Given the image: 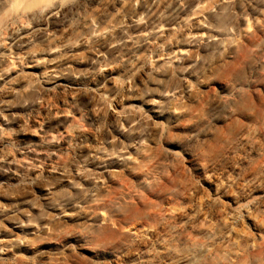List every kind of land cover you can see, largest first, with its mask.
Returning a JSON list of instances; mask_svg holds the SVG:
<instances>
[{"label": "clouds", "instance_id": "9594fccd", "mask_svg": "<svg viewBox=\"0 0 264 264\" xmlns=\"http://www.w3.org/2000/svg\"><path fill=\"white\" fill-rule=\"evenodd\" d=\"M0 264H264V0H0Z\"/></svg>", "mask_w": 264, "mask_h": 264}]
</instances>
